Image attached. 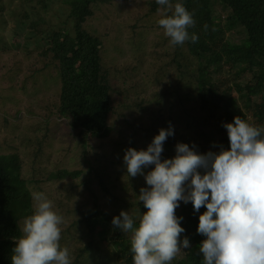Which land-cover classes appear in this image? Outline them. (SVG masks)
I'll return each mask as SVG.
<instances>
[{"label":"trees","instance_id":"16d2710c","mask_svg":"<svg viewBox=\"0 0 264 264\" xmlns=\"http://www.w3.org/2000/svg\"><path fill=\"white\" fill-rule=\"evenodd\" d=\"M130 1L132 0L70 1V17L74 19L73 29L76 36L72 38L61 36L60 27L57 26L55 32L57 34H54V39H50V47H45L43 58L51 69L60 75L48 87L43 81L32 84L48 90L47 93L59 88L63 90V94L59 97V102L55 100L54 95L50 97L45 95L42 102L54 103L55 109L43 108L48 110L43 118L44 121L30 127L18 128L16 143L7 155L0 154V264H12L11 257L16 239L22 235L18 221L33 212L32 195L28 190L27 181L21 176V171L28 170L31 160L47 165L59 157L60 152L57 151L53 155L38 156L42 149L39 150L38 147L29 149L34 142V134L44 125L50 127L53 123L62 124L63 133L69 134L65 137L67 144L71 143L67 138L73 136L78 139L80 147L88 148L86 139L96 141L94 146H99L95 148L96 161L92 162L89 156H81L76 151L65 152L66 154L60 155L63 156L60 167L42 174L36 173L38 179L34 180L37 184L46 185H54L67 177L76 180L81 176L83 167L92 176L95 187L90 189H96V193H92L95 198L90 204L82 206L91 209L83 210L81 218L76 217L61 228L60 244L69 249L71 264H113L114 261L116 264H132V232L125 233L115 227L112 224L115 216L107 214L102 208L107 206V197L110 199L117 197L122 206L137 201L126 191V189L135 190L137 194L135 177L127 174L123 157L129 147L138 151L147 149L145 141L139 134L150 132L155 123L151 119L160 109L148 102L141 110L136 109L141 112L140 117H135L139 114L136 113L133 116L119 118L108 105V84L116 78L124 80L136 76L142 69L147 68L148 59L161 60L165 56L157 47L158 51L154 58L139 57L137 59L139 63L136 61L130 69L119 73L116 67L108 66L102 61L100 55L104 49L110 53L108 60L117 61V58L124 59L132 48L136 49L137 45H143L146 37L129 28L122 29L121 22L119 24L110 22L108 27L103 23L107 31L100 37L88 35L81 30L88 20L105 19L104 9H98L99 7H112V4L121 5ZM2 2L3 0H0V5ZM46 2L47 0H18L16 9L0 8L1 15L7 12L13 17L14 22L16 19L24 29L23 39L17 43L19 55H26L35 42L36 44L40 41L45 42L49 36L48 24L45 17L40 14V11L46 8ZM135 2L130 6L134 8L131 12L136 16L139 8L137 1ZM170 2L173 5L177 2L182 3L187 10L194 12L196 24L194 28L189 29V33L190 35L195 33L198 41L193 43L189 40L182 46L171 45L172 49L168 47L170 63L166 61L163 64L160 76L152 79L150 74H147L145 77L148 82L158 83L163 90L177 94L180 90L178 83L172 81L178 89L165 83L167 71L170 69L173 72L172 76L176 77L171 66L182 69L183 66L179 65L181 54L184 56L186 52L196 57L194 89L199 99L197 104L188 103L181 123L185 126L192 125L196 140L193 144L196 145L195 150L199 153L217 152L220 145L227 149L230 144L228 133L224 128L220 127L217 131L210 128L214 116L198 121V115L201 110L217 112L223 124L231 123L235 116H240L255 126L264 127V0H170ZM159 6L156 0L151 2L146 14L149 16L158 14ZM36 7L39 9L37 10ZM168 14L170 15L171 11ZM205 25H207L206 29ZM36 29H38L37 34ZM110 46H118V48H108ZM2 50L4 54L2 59L6 58L7 61L6 64H0V88L4 83L3 74L8 71L6 68L14 67L18 60L6 46ZM203 57L210 66L200 65V58ZM243 63L246 64L245 69L238 75L232 76L233 70ZM140 65H143V68H140ZM213 67L224 68L225 77L211 81L210 69ZM253 68L259 70L257 75L252 72ZM114 69L117 70L116 73L113 72ZM247 77L250 79L246 80ZM230 80L234 83L233 87L229 85ZM161 81H164V84H160ZM84 84L89 85L91 89L84 88ZM232 88L235 89L234 92H231ZM217 89L221 90L219 95ZM139 92L144 91L139 90ZM119 95L125 99L126 94ZM87 97L88 100L85 99ZM235 103L239 108L235 107ZM182 107L184 110L183 104ZM8 114L5 111L2 115L3 123L8 121ZM177 143H188L184 131L179 132L173 143L171 138L166 145L164 142L162 160L175 156L173 149ZM19 145L22 152L29 153L21 156L15 150ZM90 146L93 147V144L91 143ZM107 157H110V160H106ZM66 166L73 167L74 170L68 171L69 168ZM152 168L154 165L144 169V172L151 171ZM119 179L128 182L118 185ZM205 211L206 207L203 206L199 211H195L191 201L186 204L183 201L179 202L175 214L177 217H183L180 224L185 229L179 239L187 238L190 248L182 249L170 264H203L199 247L205 237L198 234L197 228L199 216ZM138 223L139 220H134V227L138 226ZM96 227L100 233H103L101 239H98ZM188 257H191V260Z\"/></svg>","mask_w":264,"mask_h":264},{"label":"clouds","instance_id":"9594fccd","mask_svg":"<svg viewBox=\"0 0 264 264\" xmlns=\"http://www.w3.org/2000/svg\"><path fill=\"white\" fill-rule=\"evenodd\" d=\"M156 3L163 8L158 25L172 46L198 41L189 33L196 24L194 12L179 2ZM223 127L230 147L220 145L217 152L201 154L195 146L177 143L175 156L162 160L163 143L174 135L171 124L159 130L146 150H125L127 174L144 175L149 186L138 196L147 209L140 213L138 226L123 210L112 220L121 231L132 232V264H170L182 249L190 248L187 238L179 239L185 231L183 217L175 214L180 201H191L195 211L206 207L197 228L205 237L199 247L203 264H264V127L240 116ZM150 165L154 168L145 175ZM32 197V214L19 220H24L22 235L16 239L12 264H71L69 249L60 244L63 217L43 192Z\"/></svg>","mask_w":264,"mask_h":264},{"label":"rangeland","instance_id":"374dc122","mask_svg":"<svg viewBox=\"0 0 264 264\" xmlns=\"http://www.w3.org/2000/svg\"><path fill=\"white\" fill-rule=\"evenodd\" d=\"M70 1L72 0H47L46 8L40 11V14L45 17L46 24H48L49 36L46 38L45 42L40 41L39 44H36L35 42L33 48L26 55H19L17 53V43L21 42L23 39V27L19 25L16 19L14 22L13 17L7 12L3 13L4 15L0 14V51L6 46V48H9V51L12 54H15L18 59L14 67L6 68L8 71L3 74L2 78L4 83L0 90V154L7 155L13 144L16 143L18 139V128L30 127L44 121L43 118L48 110H43V108L55 109L54 103L47 101L42 102L45 95H47V97L54 95L55 100L59 102V97L63 94V90H60L59 88H54L47 93L48 90L40 88L32 83L43 81L48 87L60 75L51 69L47 61L43 58V54L46 51L45 47H50L51 45L50 39L55 38L54 34H57L55 33L57 31V26L60 27L61 36H67L68 38L76 36V32L73 29L74 19L70 17ZM135 1H137V6L139 8L136 16L131 12L134 8L130 6L131 3H136ZM153 1L155 0H132L130 2H124L121 5H119V3L112 4V7L101 6L98 9H104V13L107 17L102 14L105 19L95 18L86 21L81 30L85 31L88 35L100 37L107 31L106 27L109 26L110 22L115 24L121 22L122 29L126 28L125 30H127L129 28L146 37L143 45L139 44L136 46V49L132 48L124 59L117 58V61L108 60L110 53L104 49L103 53L100 55L102 61L108 66L116 67L119 73L130 69L139 57L146 56V58H149L153 56L154 58V56H156V51H158L157 47L160 49L165 58H162L161 60L150 58L148 59L149 63L146 64L147 68L142 69L138 75L124 80L116 78V80H112L113 82L108 84V105L112 111L118 114L119 118L124 116L129 117L139 113L136 109L141 110V108L147 106L148 102L159 107V113L151 119L152 122H155L152 126L153 128L150 129V132L139 134L145 141L146 148L152 142L154 136L159 134V130L161 128L167 129L169 124H171L174 130V135L168 137V140L165 141V145L168 143L169 138H171L173 143L177 139L179 132L184 131L186 140L188 141V143L185 144H188L190 148L193 146L196 147V145L193 144L196 140L195 130H193L192 125L185 126V124L181 123L187 110L188 103L193 102L194 104H197V99H199L196 89H194V74L197 66L196 57L186 52L184 56L181 54L179 65L183 66L182 69L179 70L175 66H171V69L175 71L176 77L172 76L173 72L170 69L167 71L165 75V83L174 89L180 88L177 94L163 90L158 83L148 82L145 77L147 74H150L152 79L160 76L163 64L166 61L170 63L169 55L170 49H172V46L169 43L170 38L164 34V29L158 25V20L163 18L162 6H159L160 10L158 14L154 16L146 14L149 4ZM17 4L18 0H3L0 8L5 7L12 10L13 8L16 9ZM36 9L38 10L39 7H36ZM113 10L115 11L113 12ZM27 13L31 15L29 11H27ZM228 21L229 19L227 22ZM103 23L106 27L103 26ZM37 32L38 29L35 30L36 34ZM108 48H118V46H110ZM3 56L4 54L2 50L0 52L1 65L6 64L7 61L6 58L2 59ZM200 59L201 66H210L206 63L204 57ZM145 61L146 60H144V62ZM137 63L139 62L137 61ZM17 64L19 65L18 67ZM245 67L246 64L243 63L239 67H236L231 75H238L243 69H245ZM140 68H143V65H140ZM113 72L116 73L117 70L114 69ZM252 72L257 75L259 70L253 68ZM225 73L226 71L224 68L213 67L210 69V80L216 81L217 79H223ZM248 79L250 78L247 77L246 80ZM172 81L178 83V88ZM160 84H164V81H161ZM229 85L233 87L234 83L232 80L229 81ZM84 88L91 89V87L86 84H84ZM139 90H143L144 92H139ZM234 91L235 89L232 88L231 92ZM120 93L126 94L124 95L125 99L119 95ZM217 93L219 95L221 90L217 89ZM85 99L88 100V97ZM182 104L184 105V110ZM235 107L239 108L237 103H235ZM32 108H34V110H32ZM5 111L9 113L8 121L3 123L1 119ZM211 115L214 116L211 121V130L217 131L220 127L224 128L222 120L220 119V114L217 112L201 110L198 115V121L209 118ZM67 125L70 126L69 124ZM224 131L227 132L226 128H224ZM66 135L69 136V134L63 133L62 124L56 125L53 123L50 127L44 125L39 132L34 134V142L29 149H35L37 147L39 150L42 149L38 156L53 155V153L57 151L60 152L59 157L52 160L53 162L47 165L40 164L39 161L36 160H31L29 162L31 163V166L28 170L26 172L21 171V176L27 181V187L31 195L33 192H43L47 198L53 202L54 210L58 215L63 217V223L60 225V228H62L66 222H69L76 217L81 218V212L83 210L91 209L82 208V206L83 204H90L92 199L95 198L92 193H96V189H90L95 187L93 186L94 181L92 180V176L83 167L81 176L76 180L64 179L60 182H56L54 185H46L37 184L34 181L38 179L36 173L42 174L60 167V164L63 161V156L60 155L65 152L76 151L81 156H89L92 162L93 160L96 161L95 148H99V146H94L96 141H91L90 139H86L89 144L88 148L80 147L78 139L73 136L67 138V140H71V143L67 144L65 142ZM91 143L93 144V147L90 146ZM21 145L17 146L15 150H17L21 156H24L29 152H22ZM164 149L166 150L165 146ZM173 151H175V149H173ZM107 158L108 159L106 160H110V157ZM66 167H68L69 170H74L73 167ZM144 173L145 175L147 174V172ZM126 182H128V180L122 181L119 179L118 185H123ZM135 183L137 194L135 190L126 189V191L132 198L137 200L136 202L132 201L133 203L131 205L122 206L117 197L115 199L107 197L108 207L105 206V208L102 209H105L107 214L112 216H119L120 212L123 210L129 212L134 220H139L140 213L143 214L147 211L143 202L138 199L140 189L149 186L146 184L144 175H137L135 177ZM32 202L34 210L35 202L33 197ZM23 221L24 220H21L18 223L21 232ZM96 229L98 231L96 232L98 239H101L103 233H100L97 227ZM188 259L191 260V257H188Z\"/></svg>","mask_w":264,"mask_h":264},{"label":"crops","instance_id":"0c3cea01","mask_svg":"<svg viewBox=\"0 0 264 264\" xmlns=\"http://www.w3.org/2000/svg\"><path fill=\"white\" fill-rule=\"evenodd\" d=\"M68 171H73V170H68ZM64 179H72V178H70V177H67V178H64ZM64 179H63V180H64Z\"/></svg>","mask_w":264,"mask_h":264},{"label":"bare ground","instance_id":"6f19581e","mask_svg":"<svg viewBox=\"0 0 264 264\" xmlns=\"http://www.w3.org/2000/svg\"><path fill=\"white\" fill-rule=\"evenodd\" d=\"M107 105V104H106ZM140 114L136 115L135 117H138Z\"/></svg>","mask_w":264,"mask_h":264}]
</instances>
